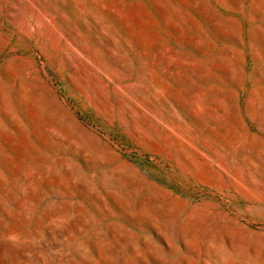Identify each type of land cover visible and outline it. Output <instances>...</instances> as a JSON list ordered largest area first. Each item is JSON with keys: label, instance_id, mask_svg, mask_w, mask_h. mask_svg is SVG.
I'll return each mask as SVG.
<instances>
[{"label": "rangeland", "instance_id": "374dc122", "mask_svg": "<svg viewBox=\"0 0 264 264\" xmlns=\"http://www.w3.org/2000/svg\"><path fill=\"white\" fill-rule=\"evenodd\" d=\"M0 264H264V0H0Z\"/></svg>", "mask_w": 264, "mask_h": 264}, {"label": "bare ground", "instance_id": "6f19581e", "mask_svg": "<svg viewBox=\"0 0 264 264\" xmlns=\"http://www.w3.org/2000/svg\"><path fill=\"white\" fill-rule=\"evenodd\" d=\"M12 16V15H11Z\"/></svg>", "mask_w": 264, "mask_h": 264}]
</instances>
